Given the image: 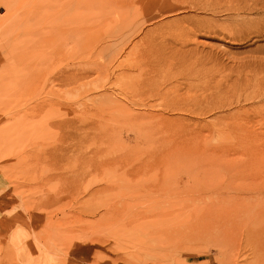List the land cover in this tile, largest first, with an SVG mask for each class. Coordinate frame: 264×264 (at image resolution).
<instances>
[{"label":"rangeland","instance_id":"1","mask_svg":"<svg viewBox=\"0 0 264 264\" xmlns=\"http://www.w3.org/2000/svg\"><path fill=\"white\" fill-rule=\"evenodd\" d=\"M254 89L264 0H0V264H264L188 158Z\"/></svg>","mask_w":264,"mask_h":264},{"label":"bare ground","instance_id":"2","mask_svg":"<svg viewBox=\"0 0 264 264\" xmlns=\"http://www.w3.org/2000/svg\"><path fill=\"white\" fill-rule=\"evenodd\" d=\"M244 92L246 93V91L242 92L237 90L232 96H229L222 102L218 101L213 103V101H206L203 110L205 113H208V111L211 112L219 108L221 109L224 105H240V100L242 98H244V101L248 102L249 100L252 101L256 99L262 102L264 99V92H260L258 89L255 91L251 90V92L247 94H244ZM214 104L217 105V107H214ZM252 108L250 112L246 109L237 114H230V118L234 119L232 123L223 124V119H219L212 127L214 134L216 132L222 134L226 133L229 134V137L232 134L230 131L234 130L235 136L238 135V137L232 136L228 139H224L223 136V139H216V143L213 142L212 144L211 142H206L202 150L197 153L194 158L191 155H189L188 158L191 159L192 157L196 163L198 162L200 166L202 165L205 167H202L201 177L195 178L201 186H204L201 191L203 190L204 193H207L210 190L216 195L222 196L225 195L224 193L226 191L230 194L227 196L232 198L233 204L230 207L223 206L225 209L222 210L220 208L221 210H217L215 214L220 217L224 214H230V216L232 215L234 217L240 214L247 215L244 217L249 220L247 226L248 235L246 236L252 243H255V240L258 239L254 238L253 240L255 231H261L260 234H262L260 236L263 243L262 246L259 247V250L262 253L264 261V140H262V138H264V130H262V124L257 123L260 121L255 120L256 118H264V106ZM254 123L260 125V127L258 129L254 128L256 127ZM219 124H223V126H219ZM249 137H252V139L247 140ZM234 154H240L245 158L230 159L229 157ZM208 187H210V189H208ZM255 226H257L256 229ZM248 245L247 243V246Z\"/></svg>","mask_w":264,"mask_h":264}]
</instances>
